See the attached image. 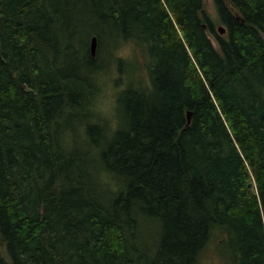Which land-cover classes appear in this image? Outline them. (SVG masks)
<instances>
[{
    "label": "trees",
    "instance_id": "obj_1",
    "mask_svg": "<svg viewBox=\"0 0 264 264\" xmlns=\"http://www.w3.org/2000/svg\"><path fill=\"white\" fill-rule=\"evenodd\" d=\"M71 1L0 0V264H202L219 233L232 264H264V0H214L224 34L204 0H77L151 58L120 127L87 120L84 141L58 129L105 43L79 41ZM72 54L92 70L76 84Z\"/></svg>",
    "mask_w": 264,
    "mask_h": 264
},
{
    "label": "rangeland",
    "instance_id": "obj_2",
    "mask_svg": "<svg viewBox=\"0 0 264 264\" xmlns=\"http://www.w3.org/2000/svg\"><path fill=\"white\" fill-rule=\"evenodd\" d=\"M76 1H71V4L64 10L66 17L70 19L72 25H75V28L79 31V41L85 43L90 32L97 30L104 34L105 43V47L98 54L95 73H92V70L85 65L84 59L80 54L64 57L61 60L62 63L59 62L60 68L73 77L72 82L74 84H76L75 78L89 77L92 73L88 81L89 93L83 109L84 116L78 117L75 125L70 124L68 128L60 127L58 129L60 137L64 140L71 135L75 136L77 133L79 140L84 141L86 138L84 125L87 120L103 125L108 136L120 127L122 115L119 109V97L128 87L147 88L150 86L149 64L151 58L143 44L133 39H121L113 45L115 41L110 40L108 28L100 22L88 21L84 11L85 4ZM204 14L211 19L218 32L219 27H224L220 22L214 0H204ZM210 38L215 47L218 48V43L214 36L210 35ZM74 132L76 133L73 134ZM88 176L94 182L96 181L94 189L99 194H108L106 187L101 188L98 185L94 173L88 171ZM221 236L222 234L220 233L214 235L204 249L201 254L202 264H232L219 250L218 243ZM0 248L4 255L7 256L5 244L1 245Z\"/></svg>",
    "mask_w": 264,
    "mask_h": 264
},
{
    "label": "water",
    "instance_id": "obj_3",
    "mask_svg": "<svg viewBox=\"0 0 264 264\" xmlns=\"http://www.w3.org/2000/svg\"><path fill=\"white\" fill-rule=\"evenodd\" d=\"M242 21H244V20L242 19ZM204 27L205 28L207 27L206 23L204 24ZM225 31H226V28L225 27H223V26L219 27V32L221 34H224ZM97 47H98V38H97V36H93L91 38V45H90V50H91L92 56H95L96 55V53H97ZM188 121L189 122L191 121V111L188 113Z\"/></svg>",
    "mask_w": 264,
    "mask_h": 264
}]
</instances>
